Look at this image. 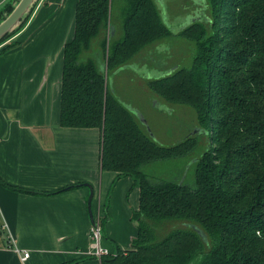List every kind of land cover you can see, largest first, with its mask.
<instances>
[{
  "label": "trees",
  "instance_id": "16d2710c",
  "mask_svg": "<svg viewBox=\"0 0 264 264\" xmlns=\"http://www.w3.org/2000/svg\"><path fill=\"white\" fill-rule=\"evenodd\" d=\"M16 1L3 4L0 21ZM200 3L207 13L172 33L157 0L76 1L74 35L63 48L60 125L99 128L101 169L116 173L113 183L130 177L139 189L131 248L116 246L100 264H264V0ZM171 35L193 42L190 64L145 81L162 100L191 107L209 130L210 145L188 170L192 185L187 176L171 181L145 167L182 158L197 138L158 144L108 91L105 77ZM16 45L3 46L0 54Z\"/></svg>",
  "mask_w": 264,
  "mask_h": 264
},
{
  "label": "crops",
  "instance_id": "0c3cea01",
  "mask_svg": "<svg viewBox=\"0 0 264 264\" xmlns=\"http://www.w3.org/2000/svg\"><path fill=\"white\" fill-rule=\"evenodd\" d=\"M76 1H38L0 45L17 43L0 54V264H100L87 200L91 187L93 206L116 173L101 169L99 128L62 127L59 118Z\"/></svg>",
  "mask_w": 264,
  "mask_h": 264
},
{
  "label": "rangeland",
  "instance_id": "374dc122",
  "mask_svg": "<svg viewBox=\"0 0 264 264\" xmlns=\"http://www.w3.org/2000/svg\"><path fill=\"white\" fill-rule=\"evenodd\" d=\"M158 3L161 6L160 14L172 33L178 28L188 26L198 14L201 17L202 13H207L200 0H163ZM69 17V13H66L65 18L68 22ZM114 26V33L112 35L110 33V36L115 35L116 25ZM193 56V42L185 37L171 35L142 50L136 56L137 59L141 57V60L124 68L105 72L108 91L118 96L125 105L139 108L147 124L144 127L155 142L171 146L189 136L197 138L195 149L182 158L158 160L145 167L150 174H164V178L171 181L183 182L187 176L185 180L187 185L194 182L193 172L188 171L191 169L190 166L197 160L204 146L208 148L210 145L209 130L200 127L191 107L162 100L148 89L145 80L161 77L181 66H188ZM154 99L158 102L154 103ZM196 129L200 131L193 133ZM193 159L195 160L192 162ZM100 196L101 198H98L96 194L91 211L94 210L93 214L96 220H99L102 230L99 244L112 253L116 246L123 248L129 245L137 234L136 223L131 219V214L136 209L138 195L132 185V179L126 178L116 180L114 183L112 180Z\"/></svg>",
  "mask_w": 264,
  "mask_h": 264
},
{
  "label": "water",
  "instance_id": "95a60500",
  "mask_svg": "<svg viewBox=\"0 0 264 264\" xmlns=\"http://www.w3.org/2000/svg\"><path fill=\"white\" fill-rule=\"evenodd\" d=\"M39 0H17L16 2L13 3V8L12 10L0 21V39H2L5 35L10 33L12 30L17 28L21 22L26 18V16L30 13L31 9L38 3ZM158 2H163V0H157ZM111 35L114 33V27H111L110 30ZM124 68V67H123ZM172 70L168 71L167 73L171 72ZM127 109H129L143 125H147L146 121L141 114V112L129 105H125ZM199 132V129H196V133ZM195 159L192 160V162ZM187 170H188V165H187ZM90 187V186H89ZM93 197V189L90 187V195L87 200V206H88V211H89V216L91 219V223H94V220L92 218V211H91V201ZM194 229L201 235V237L204 239V241H207L205 234L201 231L200 228L194 226Z\"/></svg>",
  "mask_w": 264,
  "mask_h": 264
},
{
  "label": "built area",
  "instance_id": "2783aa9c",
  "mask_svg": "<svg viewBox=\"0 0 264 264\" xmlns=\"http://www.w3.org/2000/svg\"><path fill=\"white\" fill-rule=\"evenodd\" d=\"M101 227L99 225V220L94 219V223L91 226V230H90V235H91V240L93 242V248H94V252L93 254L97 257H101L103 255L109 254V252L102 248L100 243V239H101ZM18 250V249H17ZM29 256L28 252L23 253V259L27 258Z\"/></svg>",
  "mask_w": 264,
  "mask_h": 264
}]
</instances>
